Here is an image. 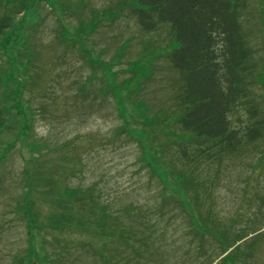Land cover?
Masks as SVG:
<instances>
[{"label":"rangeland","instance_id":"obj_1","mask_svg":"<svg viewBox=\"0 0 264 264\" xmlns=\"http://www.w3.org/2000/svg\"><path fill=\"white\" fill-rule=\"evenodd\" d=\"M26 1L0 0V17L12 13L18 24L0 38V264H50L63 252L62 264H194L197 254V264H264V241L252 258L231 252L254 230L264 235V138L203 172L210 181L220 174L212 209L199 182L182 183L160 161L162 152L179 155L172 139L181 135L169 106L178 74L160 55L172 50L168 27L144 32L134 0H40L24 9ZM258 1L246 0V14L264 65ZM18 36L25 42L15 48ZM255 81L264 111V80ZM125 86L140 90L128 95ZM68 189L81 190L80 200L57 196ZM185 233L202 249L171 262L170 244Z\"/></svg>","mask_w":264,"mask_h":264},{"label":"trees","instance_id":"obj_2","mask_svg":"<svg viewBox=\"0 0 264 264\" xmlns=\"http://www.w3.org/2000/svg\"><path fill=\"white\" fill-rule=\"evenodd\" d=\"M37 2L40 0H27L23 8L35 7ZM131 7L133 15L144 32L150 33L157 31L159 27L166 26V29L168 27L172 50L166 55H160L167 57L170 66L178 74V85L171 88L175 95L169 106L174 107L172 114L176 115L172 129L177 136L178 130L176 129L179 128L181 131L179 133L181 135L177 137L178 141L172 139L174 145H177L179 155H165L162 152L160 161L166 164L171 174L176 175L182 183L186 184L182 181V177L199 182L205 191H203L205 197L201 203L207 204L209 201L208 204L212 209V206H216V202L212 199L216 179H219L220 174L210 181V175L205 178L203 172L209 171V165L220 164L225 155L240 152L246 155V149L248 151L249 146L259 144V141L262 143L264 138V111L260 109L259 97L254 91L255 80L258 82L261 79L264 80V65H259L256 60L255 45L258 42L259 33L252 29V21L246 14L248 12L247 2L246 0H134ZM10 14L11 16L6 14L0 17V38L5 34L8 36V32L18 26L13 21V14ZM57 20L59 21L58 18ZM259 22H263L262 14ZM17 39L12 38L15 48H19L25 42L22 36H18ZM70 41H73L72 38ZM3 42L0 47L3 46ZM136 66V63H130L129 68L136 71ZM127 89L130 87L125 86L122 90L130 95L132 90L133 93L139 91L140 86L131 91H126ZM26 111H24L25 117L28 119L33 114V108L28 106ZM242 113L245 115L239 119ZM237 114L238 121L236 122L240 124L243 122L242 126L237 125L233 120ZM207 161L211 163L207 164ZM80 168H83L81 162L77 169ZM199 168H201V175L197 171ZM151 177H154V180L158 179L161 183L158 175ZM151 177L147 178L149 181L147 185L153 181ZM29 188H32L30 181L27 189ZM30 191L31 189L28 192L29 196ZM57 193H59L57 195L59 198L66 196L69 199L80 200L81 197L79 189H68ZM89 195L91 200L93 195L91 193ZM154 210V212L148 210L145 212L148 216L153 214L154 218L157 216L158 206ZM73 217L75 218V212ZM104 217L109 218L107 214H104ZM62 221L64 222V220H59V226ZM150 230L158 231L153 223L150 224ZM164 231L163 236L168 241L169 232ZM258 231L260 229L254 230L251 233L253 237L247 239L242 245L233 244L231 252L242 250L246 257L252 258L254 250L264 241L263 233ZM235 235L240 236L238 233ZM208 238L212 241L211 243L215 244L214 238ZM243 239L239 238L235 243ZM182 240L184 247H182ZM163 241H165L164 238ZM170 248L172 250L171 262H176L174 261L176 259L184 262L191 248H196L199 252L202 246L195 244L191 236L185 233L181 236V242L172 241ZM117 250L120 260H130L121 248ZM45 256L43 255L42 259L47 262ZM59 257V263L62 264L64 252L54 258L55 264H58ZM200 258L197 254L194 264L201 263L198 260Z\"/></svg>","mask_w":264,"mask_h":264}]
</instances>
